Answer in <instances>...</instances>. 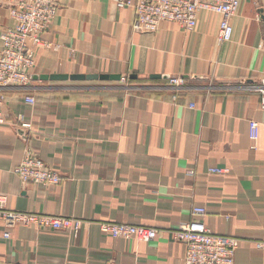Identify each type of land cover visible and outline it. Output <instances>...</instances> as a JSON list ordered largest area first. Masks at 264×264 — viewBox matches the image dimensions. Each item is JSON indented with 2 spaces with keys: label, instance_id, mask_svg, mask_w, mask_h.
Segmentation results:
<instances>
[{
  "label": "crops",
  "instance_id": "obj_1",
  "mask_svg": "<svg viewBox=\"0 0 264 264\" xmlns=\"http://www.w3.org/2000/svg\"><path fill=\"white\" fill-rule=\"evenodd\" d=\"M55 3L43 35L51 46L37 49L29 85L5 89L0 193L14 210L92 223L71 233L0 221V264H183L185 244L170 231L185 223L241 239L235 264H264L254 243L264 240V110L248 87L264 75V0H241L226 43L217 40L221 16L209 11L192 30L162 22L144 33L131 28L132 9L112 0ZM12 25L0 2V34ZM73 74L120 79H41ZM171 76L184 85L170 86ZM26 148L63 180L23 184L14 168ZM193 206L205 214L192 215ZM95 221L158 233L149 242L112 238Z\"/></svg>",
  "mask_w": 264,
  "mask_h": 264
},
{
  "label": "built area",
  "instance_id": "obj_2",
  "mask_svg": "<svg viewBox=\"0 0 264 264\" xmlns=\"http://www.w3.org/2000/svg\"><path fill=\"white\" fill-rule=\"evenodd\" d=\"M119 8H131L134 14L131 28L137 32L154 33L160 23L173 22L184 30H192L202 11L217 13L221 16L217 33L219 43L229 42L232 38L231 19L236 15L241 0H112ZM7 5L13 25L0 34V124L6 123L2 105L5 101V89L22 88L30 83V72L36 63V52L40 47H49L51 42L43 35L57 12L55 0H0ZM57 48V47H55ZM168 83L175 89L184 85L180 76H171ZM259 97V106L264 110V75L257 82L248 86ZM177 90H175L176 92ZM176 93L173 98H176ZM24 101L33 105L35 98L31 94ZM191 108L195 104H190ZM22 120V117H19ZM29 127V123H22ZM249 137L255 141L258 137V123L248 122ZM23 134V132H22ZM209 173L225 175L228 169L211 167ZM15 174L23 184L34 183L42 186L58 185L62 174L47 165L30 148L24 150L20 163L14 168ZM203 206H193L192 215H204ZM0 221L7 229L16 226L35 225L37 228L63 229L77 233L83 221L72 216L39 213L36 211L14 210L8 205L6 194L0 193ZM101 232L112 238H127L149 242L155 239L158 229L154 227L131 224L127 222L95 221ZM93 222V223H95ZM172 239L185 244L183 264H235V252L241 239L232 235L213 233L209 228L193 223H185L170 231ZM9 237V231L3 233ZM256 247L264 250V240L254 242Z\"/></svg>",
  "mask_w": 264,
  "mask_h": 264
},
{
  "label": "water",
  "instance_id": "obj_3",
  "mask_svg": "<svg viewBox=\"0 0 264 264\" xmlns=\"http://www.w3.org/2000/svg\"><path fill=\"white\" fill-rule=\"evenodd\" d=\"M71 79V80H93V79H120L119 75H104V74H73V75H43L41 79H61V80H66V79Z\"/></svg>",
  "mask_w": 264,
  "mask_h": 264
}]
</instances>
